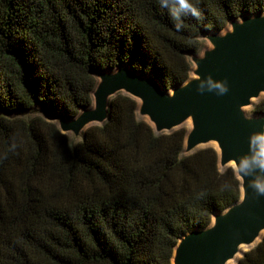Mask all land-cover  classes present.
<instances>
[{"label": "trees", "instance_id": "obj_1", "mask_svg": "<svg viewBox=\"0 0 264 264\" xmlns=\"http://www.w3.org/2000/svg\"><path fill=\"white\" fill-rule=\"evenodd\" d=\"M192 2L199 17L176 0H0V264H172L185 233L239 200L215 148L183 154L186 129L156 132L125 92L77 141L27 115L75 118L95 74L123 65L172 89L202 34L264 12V0ZM235 264H264V235Z\"/></svg>", "mask_w": 264, "mask_h": 264}, {"label": "water", "instance_id": "obj_2", "mask_svg": "<svg viewBox=\"0 0 264 264\" xmlns=\"http://www.w3.org/2000/svg\"><path fill=\"white\" fill-rule=\"evenodd\" d=\"M208 38L212 47L203 56H193L194 76L183 84L167 90L153 76L123 65L95 74L99 80L92 91V107L70 120L58 116L63 133L101 124L108 117L110 97L124 91L140 100L139 111L157 132L171 131L190 119L186 150L217 143L218 162L234 168L241 196L215 213L208 226L185 233L174 248L172 264H226L240 244L253 242L264 230V195L250 186L255 172L249 177L239 172L241 159L250 153L251 137L264 134V114L248 115L243 109L264 91V12L232 20L225 33ZM210 82L226 84L227 92L209 90Z\"/></svg>", "mask_w": 264, "mask_h": 264}, {"label": "rangeland", "instance_id": "obj_3", "mask_svg": "<svg viewBox=\"0 0 264 264\" xmlns=\"http://www.w3.org/2000/svg\"><path fill=\"white\" fill-rule=\"evenodd\" d=\"M231 27V21L219 32H214V33H218V34H223L225 33L226 30L230 29ZM212 33H207V34H202L201 37H200V41H201V45H200V48L197 52L195 53H192V54H189L188 55V58L190 60V63H191V71H190V74H189V77H192L194 76V69L196 67L195 65V62L193 61V56H203L204 52L211 48L212 47V43L210 41V39L208 38L209 35H211ZM97 77V75H96ZM99 80V77H97V81ZM121 92H124V91H121ZM264 98V91H262L257 97H254L251 99V103L249 105H246L243 107L244 111L248 114V115H255V113L252 111V108L254 106V104H256L260 99ZM137 100V111H136V115L139 119H143L145 121H147L148 123L151 124V126L153 127L154 129V126L153 124L149 121V118L147 115H144L142 114L140 111H139V106H140V100L135 98ZM29 117L30 116H34V115H41L42 117H44L45 119L49 120V121H52L54 122L58 127H59V121H58V114H53V113H48V112H44L42 111V109L40 108H36L35 110H32V112L28 113L27 114ZM94 124H99V123H90L88 124L83 130L75 133L73 131H68L66 134L69 136V138L73 141H77V140H80L81 137H82V134H83V131L90 125H94ZM189 124V125H188ZM190 124H191V120L190 119H187L185 120L182 124H180L178 127L176 128H179V127H184L186 129V131H188L189 127H190ZM175 128V129H176ZM155 130V129H154ZM156 131V130H155ZM157 132V131H156ZM203 147H213L215 148L217 151H218V147H217V143L214 142V141H208L206 143H200L198 145H196L192 150L188 151L185 149V146H184V149H183V154H188V153H191L193 152L194 150H197L199 148H203ZM219 164V167L220 169H224L226 167H228L229 164H225V165H222L220 164V162H218ZM230 164H233L232 162ZM213 220V216H212V219L211 221ZM264 235V230L260 232L259 236L251 243H242L239 245V249L238 251L235 253V255L230 258L229 260H227L226 264H235L237 262V260L242 257L243 253L248 251L249 249L253 248L261 239V237Z\"/></svg>", "mask_w": 264, "mask_h": 264}, {"label": "clouds", "instance_id": "obj_4", "mask_svg": "<svg viewBox=\"0 0 264 264\" xmlns=\"http://www.w3.org/2000/svg\"><path fill=\"white\" fill-rule=\"evenodd\" d=\"M176 4L181 11L199 17L200 13L192 0H176ZM172 17L175 27L179 30L182 27V17L179 12H173ZM216 89L218 94L227 92L226 84L209 83V90ZM255 172L250 180V186L255 189L258 195H264V134H255L250 140V153L241 159L239 172L245 177H249L251 172Z\"/></svg>", "mask_w": 264, "mask_h": 264}, {"label": "bare ground", "instance_id": "obj_5", "mask_svg": "<svg viewBox=\"0 0 264 264\" xmlns=\"http://www.w3.org/2000/svg\"><path fill=\"white\" fill-rule=\"evenodd\" d=\"M189 125V124H188Z\"/></svg>", "mask_w": 264, "mask_h": 264}]
</instances>
